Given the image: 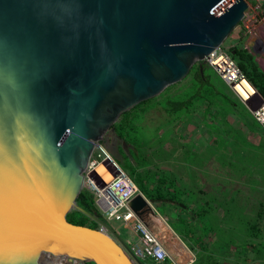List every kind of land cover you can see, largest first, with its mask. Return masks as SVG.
Masks as SVG:
<instances>
[{
  "label": "water",
  "instance_id": "95a60500",
  "mask_svg": "<svg viewBox=\"0 0 264 264\" xmlns=\"http://www.w3.org/2000/svg\"><path fill=\"white\" fill-rule=\"evenodd\" d=\"M246 10V0H0V264L45 253L133 264L118 233L76 205L94 148L194 64L202 75ZM155 202H129L150 231ZM73 210L98 230L67 222Z\"/></svg>",
  "mask_w": 264,
  "mask_h": 264
},
{
  "label": "rangeland",
  "instance_id": "374dc122",
  "mask_svg": "<svg viewBox=\"0 0 264 264\" xmlns=\"http://www.w3.org/2000/svg\"><path fill=\"white\" fill-rule=\"evenodd\" d=\"M246 2L252 7L257 0ZM239 30L240 24L224 40L222 48L246 44L245 38H239ZM207 74L211 87H199L190 77L184 78L154 99L143 101L125 112L134 120L131 128L125 129V142L118 140L115 149V146L108 147L104 137L100 146L137 185V189L139 187L138 191L143 192L141 195L144 197L148 196L147 193L154 194L156 175L165 174L170 181L174 179L175 184L170 191L175 195L173 199L178 201V206L157 201L153 208L184 241L194 255L195 264H264V156H260V149L244 143L249 134H258L264 151V133L260 134L257 125L245 126L236 119L235 113L242 112L243 106L248 111L246 105L239 104L236 95L216 75L210 71ZM197 90L202 100L195 102L190 109L175 115L162 110L167 100L182 101ZM231 145L235 146L232 155L228 153ZM252 154L255 156L251 157ZM229 155L233 157L232 161L237 162L240 171L250 174L251 183L246 188L230 192L227 181L232 172ZM102 158L104 156L95 148L91 161H101ZM251 162L255 170H244ZM103 165L116 170L107 162ZM145 170H150L149 176ZM201 179L212 184L214 191L210 193L205 186L204 194L198 193V189H202ZM182 188L189 195L183 197V202L192 211L195 210L192 202L199 201L204 205L208 196L214 199L207 209L209 223L200 226L198 232L194 221H184L175 213L179 208L180 212H187L182 210L185 205L179 202L182 197L178 191ZM241 212L242 215L239 214ZM215 213L226 218L218 220ZM101 222L115 231L123 224L120 218L108 221L102 215Z\"/></svg>",
  "mask_w": 264,
  "mask_h": 264
},
{
  "label": "built area",
  "instance_id": "2783aa9c",
  "mask_svg": "<svg viewBox=\"0 0 264 264\" xmlns=\"http://www.w3.org/2000/svg\"><path fill=\"white\" fill-rule=\"evenodd\" d=\"M240 29L241 36L246 40L243 48L256 57L257 62L261 65L264 64V0H257L252 7L247 4V10L240 22ZM230 49L231 47L222 48L219 46L204 58V64L209 66L236 97L246 105L252 119L264 129V101L255 91L247 99L242 100L234 90L236 84L246 81V79L231 58ZM95 148L101 152L104 158L101 161L89 160L90 162L83 173V188L92 194L94 205L100 215L108 221L120 218L122 226L129 227L137 235L138 243L127 245L132 253V257H130L132 263L144 264V262L150 261L154 264H180L166 250L158 234L148 230L129 209L130 200L140 193L137 187L110 159L100 143ZM105 162L116 170H109L106 165H103L106 168L105 175L97 173L96 166ZM106 175L111 176V180H106ZM121 211L123 213H120ZM39 262L41 264H91L89 261L69 255L47 253L40 256ZM192 263L193 259L190 257L184 264Z\"/></svg>",
  "mask_w": 264,
  "mask_h": 264
},
{
  "label": "trees",
  "instance_id": "16d2710c",
  "mask_svg": "<svg viewBox=\"0 0 264 264\" xmlns=\"http://www.w3.org/2000/svg\"><path fill=\"white\" fill-rule=\"evenodd\" d=\"M239 38H241V29L238 31ZM234 51V55H231V58L234 60L236 63L237 67L245 77L247 83L251 86V88L260 96V98L264 101V71L259 68L258 64L254 60V57L251 53H249L246 49L243 48L240 44L234 45L231 47L230 52ZM207 71H210L214 75L217 76V74L206 64H202V75L200 74V69H199V64H194L187 76L185 78L190 77L191 80L194 82V84L198 83L200 86H205V87H211V83L209 81V76L207 74ZM218 77V76H217ZM218 79L225 85L227 86L219 77ZM228 87V86H227ZM229 88V87H228ZM167 89V88H166ZM230 89V88H229ZM154 99V98H153ZM202 100L201 95L199 94V90L191 96H189L187 99L182 100V101H173V100H167L164 104V107H162V110L167 113V114H177V112H180L182 110H188L190 109L191 106L197 101ZM239 104H242V102L239 100ZM228 103V102H227ZM230 106L234 107L235 105L232 103H228ZM244 110L237 111L235 113L236 119H238L241 123H243L245 126H254L257 125L259 127V130L261 133H264V129L260 127L255 121L252 119V116L250 113L246 110V108L243 106ZM208 112V111H207ZM206 112V113H207ZM208 115V114H207ZM134 120L131 117H127L126 113H123L118 121L112 126L114 130V135L117 137V139L121 142H125V129L126 128H131L133 125ZM115 162V161H114ZM116 163V162H115ZM118 166V165H117ZM147 173V176L150 174V170H145ZM174 171V170H172ZM131 180V179H130ZM183 180V179H182ZM135 185V183L133 182ZM156 187L154 189V194H148V196H145L148 200H154V201H159L162 203H170L173 205L178 206V201H174L175 195H172L173 192H171V186L175 184L174 179L170 181L168 177L164 175H156ZM137 187V185H135ZM139 189V187H138ZM176 193V190H174ZM144 194L143 192H141ZM179 197L181 198L182 204L183 202V197H188L187 193H185L184 188L180 189L178 191ZM200 193H203L200 191ZM204 194V193H203ZM173 197H170V196ZM202 195V194H200ZM209 199L203 203L200 204L199 211L198 213L192 211L190 213V219L195 220V217H205V219L208 220L209 223V218L206 217L208 214V205L214 203V199L212 197L208 196ZM204 202V201H203ZM193 204L196 203V201L192 202ZM76 205L83 210L85 213L94 216L96 219L101 221V215L98 213L95 205H94V199L93 196L90 192H88L86 189H82L81 192L79 193L77 199H76ZM185 207H183L182 210H187L188 206L184 204ZM180 210V208H179ZM66 220L72 225L76 226H82V227H88L92 230H98L99 226L92 220H90L88 217H86L84 214L81 212H78L77 210H73L70 213L66 215ZM91 263V262H90ZM93 264V263H91ZM154 264V263H153Z\"/></svg>",
  "mask_w": 264,
  "mask_h": 264
},
{
  "label": "crops",
  "instance_id": "0c3cea01",
  "mask_svg": "<svg viewBox=\"0 0 264 264\" xmlns=\"http://www.w3.org/2000/svg\"><path fill=\"white\" fill-rule=\"evenodd\" d=\"M258 66L261 67L262 70L264 71V68L262 67V65L260 63L258 64ZM258 131L260 132V130H258ZM259 132H257V133H259ZM260 134H261V132H260ZM260 138L261 137L258 134H249L248 136H246V138L244 140V143H246L247 145L249 144L250 147L260 149L259 150V153L261 154L260 156H264L262 154V153H264V151L261 148L262 147V144H261V139ZM234 143H236V141H234ZM247 145H246V147H247ZM234 147H235L234 145L233 146L232 145L229 146V148H228V153L229 154L232 153V149ZM253 156H255V154H252L251 155V157H253ZM232 159H233V157H231L229 155V161H230V165H231L230 168H231V171L232 172L230 174L231 177L227 181L229 183L230 192L235 191V190H237L239 188L240 189H243V187L246 188V186H249L250 183H251V177H248L250 174L248 172H245V171H240V168L237 165V162L235 160L232 161ZM252 166H254V165L251 162V163H249L247 165V168H245L244 170H255V169L252 168ZM201 185H202V189L199 188L198 189V193L200 191L204 193V190H205L204 187L205 186L208 187V189H209L208 191L210 193H211V191H214V189H212L213 185L212 184H206V183H204V181L202 179H201ZM244 194H245V192H244ZM228 196H230V195L228 194ZM144 198L146 200H148L146 197H144ZM229 198L230 197H228V199ZM198 202L199 201H196L195 204L192 203V205H193V207L195 209L194 212H196V213H198L199 207H200V204ZM187 206H188V204H187ZM192 210L193 209L187 208V210H186L187 212L184 211L183 213L180 212V210H175V213L179 217H183L184 218L183 219L184 221H187V220L193 221V220L190 219V216H189L190 215L189 213H192ZM179 212H180V214H179ZM243 212H245V214H246L245 206H244ZM243 212H241L239 214L242 215ZM216 215H217V217H219L218 220L220 219L221 221H223V219L226 218L222 214H219V215L216 214ZM158 217H159V221H160L161 218L163 219V217L160 216V215H158ZM162 221L165 222L164 219ZM230 221L231 220L228 217V223H230ZM194 222L196 223L195 224V229H197L196 232H198L199 227L202 226L203 224L204 225L207 224L208 223V220L205 219V217H203V216H201V217L198 216V217H195ZM166 227H167L168 230L166 228H165L166 230L155 229L154 232H156L158 234L159 238H161V240L163 241L164 247L169 252V254L173 258H175L180 264H184L190 257H192V259H193V263L192 264H195L194 255L190 251V249L186 246V244L184 243V241L167 225V223H166ZM116 232L118 233L119 237L122 239V241L126 245L133 244V243H138V237H137V235L129 227H124V226L121 225L119 227V230H116ZM196 239L199 240L197 238V236H196ZM201 246L203 247V243H202ZM147 262H148V264H153L150 261H147Z\"/></svg>",
  "mask_w": 264,
  "mask_h": 264
},
{
  "label": "bare ground",
  "instance_id": "6f19581e",
  "mask_svg": "<svg viewBox=\"0 0 264 264\" xmlns=\"http://www.w3.org/2000/svg\"><path fill=\"white\" fill-rule=\"evenodd\" d=\"M234 90L236 91L237 95L242 99L245 100L247 99L251 94L254 93V90L251 88V86L247 83V81H243L240 82L238 84H236L234 86ZM106 161L109 162L108 159H106ZM112 165V164H111ZM96 172L101 174V175H105V170L106 168L100 165H97L95 168ZM106 180H111V176L106 175L105 176ZM158 226L161 230H166L164 227V225L162 224V222L158 223ZM175 248V247H174ZM182 261V260H181Z\"/></svg>",
  "mask_w": 264,
  "mask_h": 264
},
{
  "label": "flooded vegetation",
  "instance_id": "af4514ba",
  "mask_svg": "<svg viewBox=\"0 0 264 264\" xmlns=\"http://www.w3.org/2000/svg\"><path fill=\"white\" fill-rule=\"evenodd\" d=\"M112 136H114V137H112ZM105 137H106L105 140H106V143H107L108 147H109V146H110V147H114V146H115V149H116V147H117V142H118L117 137H116L113 133H111V132H110L109 135H107V136H105ZM102 142H103V141H102ZM106 149H107V146H106Z\"/></svg>",
  "mask_w": 264,
  "mask_h": 264
}]
</instances>
